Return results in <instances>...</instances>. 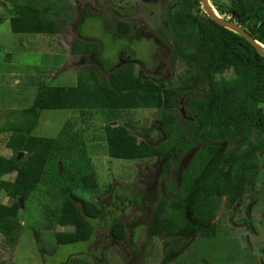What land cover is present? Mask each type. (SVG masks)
<instances>
[{"label": "rangeland", "instance_id": "374dc122", "mask_svg": "<svg viewBox=\"0 0 264 264\" xmlns=\"http://www.w3.org/2000/svg\"><path fill=\"white\" fill-rule=\"evenodd\" d=\"M49 1L0 0V18L7 14L0 24V157L5 161L0 180L13 181L18 174L12 169L14 153L6 147L10 132L4 131L3 127L7 123L19 125L25 122L26 116L20 110L31 104L37 84L74 85L79 71L89 68V63L83 64L79 55L70 52L72 40L80 35L97 42L101 48L99 58L106 67L125 62L132 55L136 71L142 67L146 75L162 77L167 87L182 90L191 71V67L174 54L176 25L164 23L168 17L169 22L173 21L179 0H69L75 12L72 21L63 26L57 14L48 15L39 10L26 14L24 20L21 14L8 16V10L14 5L39 9ZM170 7L171 15L166 14ZM84 9L90 15L82 21ZM117 21L132 25L128 37L114 36ZM184 45L191 52L195 50L189 42L185 41ZM96 73L98 79L105 77L102 69L98 68ZM230 76V71L222 75L225 78ZM207 87L202 82L192 93L180 92L172 111L177 121L194 120L195 113L189 109V101L192 97L204 96ZM13 110L19 113L10 114ZM159 115V110L152 108L42 111L33 134L59 138L66 150L62 155L50 157L36 190L25 200L19 198L18 238L13 248H9L0 235V264L159 263L166 251V238L162 233L152 237L143 249L138 247L146 239L152 208L160 198L172 200L177 190L172 187L168 176H160L161 166L157 158H111L103 131L105 126L118 122L130 123L134 127L149 129V141L158 144L171 133ZM132 131L138 141L143 139ZM196 148L189 160L188 153L181 157V162L185 164L187 161L186 166L199 147ZM90 173L97 182L94 189H86L80 183L81 176ZM171 175L175 176V168ZM64 186L70 187L80 198L105 208V219L93 223L95 230L88 242L57 245L55 236L69 235L73 231L71 227L40 230L41 206L57 205L58 190ZM0 203L9 205L12 198L2 193ZM216 203L214 219L210 223L213 225L212 235L197 233L191 238L178 240L171 251L183 246L184 251L168 264H263L260 251L264 248V161L259 160L254 187L232 207H227L225 196L218 197ZM112 215L123 220L128 230L126 239L118 244L110 243L108 234ZM134 247L137 249L132 250ZM40 248L43 252L39 251ZM93 257H98V263Z\"/></svg>", "mask_w": 264, "mask_h": 264}, {"label": "trees", "instance_id": "16d2710c", "mask_svg": "<svg viewBox=\"0 0 264 264\" xmlns=\"http://www.w3.org/2000/svg\"><path fill=\"white\" fill-rule=\"evenodd\" d=\"M178 2L173 21L169 22L168 17L164 23L176 25L174 54L191 67L182 90L192 93L202 82L208 86L204 96L192 97L189 101V109L195 113L194 120H176L172 111L182 90L167 87L162 77L146 75L142 67L136 71L132 55L125 62L106 67L99 58L101 48L96 41L81 35L73 39L70 52L79 55L83 64L89 63V68L79 71L74 85L38 83L31 104L20 110L26 116L25 122L19 125L7 123L3 127L4 131L10 132L6 147L14 153L12 169L18 173L13 181L0 180V197L4 193L12 198L9 205L0 203V235L9 248H13L18 238L19 198L25 200L36 190L50 157L62 155L66 150L59 138L33 134L44 110H159L161 121L171 130L161 143H151L149 129L134 127L130 123L118 122L103 129L111 158H157L161 166L160 176H168L172 187L177 190L172 200L160 198L152 208L146 239L138 247L143 249L152 237L162 233L166 238V251L157 264H168L181 255L184 246L171 251L178 240L191 238L197 233L212 235L213 225L210 223L214 219L218 197L225 196L230 208L254 187L259 160L264 161V56L244 37L211 20L200 0ZM208 2L221 18L235 23L264 46V0ZM171 9L166 14L171 15ZM35 10L48 15L57 14L62 26L72 21L75 12L69 0H50L39 9L14 5L8 10V16L21 14L24 20L26 14ZM84 11L82 21L90 15L88 10ZM5 17L7 14L0 18V24ZM131 30L130 23L117 21L114 36L126 38ZM185 41L193 45V52L184 45ZM98 68L105 73L102 79L97 78ZM226 71L231 72L228 78L222 77ZM17 113L19 111L10 112L12 115ZM132 130L143 139L138 141ZM196 147H199L197 152L186 166L181 157ZM4 163V158L0 157V175ZM221 163L225 168L224 164L218 167ZM173 168L175 176L171 175ZM80 183L86 189L97 187L91 173L82 175ZM172 187L169 189L174 190ZM40 215V230L51 231L56 226L73 229L67 236H55L57 245H65L88 242L95 230V222H103L106 212L103 205L82 199L70 187L64 186L58 190L57 205L43 204ZM179 219L182 222L175 223ZM108 234L110 243L124 241L128 235L125 222L112 215ZM39 251L43 252V248ZM93 258L98 263V257ZM261 258L264 261V250Z\"/></svg>", "mask_w": 264, "mask_h": 264}, {"label": "water", "instance_id": "95a60500", "mask_svg": "<svg viewBox=\"0 0 264 264\" xmlns=\"http://www.w3.org/2000/svg\"><path fill=\"white\" fill-rule=\"evenodd\" d=\"M201 1V6L206 13V15L213 20L216 24L223 26L227 29H230L234 31L235 33L239 34L240 36L244 37L247 42H249L251 45H253L259 54L264 56V46L259 44L257 41L253 40L246 32H244L238 25H236L233 22H229L221 18L219 15L215 13L214 10H212L208 4V0H200ZM197 148L191 149L188 154H187V160H189L191 154L196 150ZM19 156H22V153L19 154ZM187 161L185 162V164ZM184 164V162H183ZM21 201V199L19 200Z\"/></svg>", "mask_w": 264, "mask_h": 264}, {"label": "flooded vegetation", "instance_id": "af4514ba", "mask_svg": "<svg viewBox=\"0 0 264 264\" xmlns=\"http://www.w3.org/2000/svg\"><path fill=\"white\" fill-rule=\"evenodd\" d=\"M240 200V199H239ZM245 221H246V226L249 228V222H248V220H246V218H245ZM194 236V235H193ZM264 250V248L260 251V261H261V263H263L264 264V261L262 260V258H261V255H262V251Z\"/></svg>", "mask_w": 264, "mask_h": 264}]
</instances>
